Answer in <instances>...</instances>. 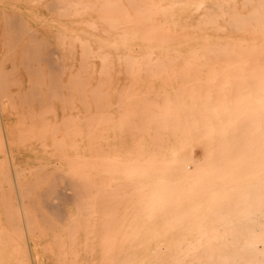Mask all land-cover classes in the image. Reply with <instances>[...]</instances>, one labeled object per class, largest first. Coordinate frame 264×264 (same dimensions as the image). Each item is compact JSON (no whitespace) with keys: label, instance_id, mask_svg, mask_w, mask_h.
Wrapping results in <instances>:
<instances>
[{"label":"bare ground","instance_id":"6f19581e","mask_svg":"<svg viewBox=\"0 0 264 264\" xmlns=\"http://www.w3.org/2000/svg\"><path fill=\"white\" fill-rule=\"evenodd\" d=\"M27 4L2 31L24 35V54L0 50V264H32L27 222L78 264H264V0ZM206 71L245 81L249 116L247 93L212 112L223 95L204 86L176 108L174 84ZM148 83L169 85L132 92ZM38 181L72 187L58 223L14 213Z\"/></svg>","mask_w":264,"mask_h":264},{"label":"rangeland","instance_id":"374dc122","mask_svg":"<svg viewBox=\"0 0 264 264\" xmlns=\"http://www.w3.org/2000/svg\"><path fill=\"white\" fill-rule=\"evenodd\" d=\"M30 0H0V50L2 53H7L6 55H13L17 52H20L21 55L24 54V51H22V49H18L17 48V41L18 39H23L24 35L23 34H18L16 32V29H12L9 31V33L2 34V31L4 29V27L7 25L8 26V21L5 20V16L7 17L12 15V9L14 4H16L15 6L18 7L17 9H21V7L23 6V4L28 5L27 3H29ZM3 5H7L6 13L2 14L1 10H2V6ZM14 6V7H15ZM11 9V10H10ZM19 12V11H17ZM5 18V19H4ZM14 18V17H12ZM15 19V18H14ZM6 26V27H7ZM9 30V29H8ZM5 35V36H4ZM41 50V46H39L38 44H35L32 48V52L33 54L35 53V55H37L39 53L38 50ZM194 74L197 75H202L201 79L198 78H194L193 80H190L187 83L184 84H174L178 87H173L172 89H170V91L173 92H177V109L181 108L180 105V101L179 98L181 95H183L184 98L188 97L187 99L190 98L191 102L189 101V106L193 107L194 105L197 104V99L194 96L195 93H200V88L201 87H206V88H210L213 89L215 94L218 93H222L223 97L218 96L216 97V95H214V101H215V105L214 107H212V112H216L220 109H222L223 111H232V98L234 96V93L236 92H240V93H247V95H243V102H241L242 104L238 107V109L240 108V110H245L244 114L247 112V115H250L251 112V99L252 96L248 94V91H246L245 89H243L241 86L245 84V81L242 78H238V77H233L230 75L235 76L236 73H221V72H193ZM215 75V77L213 78H205L206 75ZM238 75L241 73H237ZM217 75H229L230 77H222V76H217ZM165 85H169V84H160L158 83L156 86L153 83H148V84H144V85H140L138 86L136 89H133V93L136 92L137 94H142V93H146L147 91H153V90H163V88L165 87ZM202 89V88H201ZM167 91V90H166ZM202 91V90H201ZM251 92V91H250ZM174 95V94H173ZM196 95V94H195ZM251 96V97H250ZM175 106V105H174ZM174 106H172L171 108H174ZM185 106L187 107V104L185 103ZM131 107L129 106H125L124 110H129ZM215 110V111H214ZM249 113V114H248ZM243 114V115H244ZM209 115H215V113L213 114H209ZM246 115V114H245ZM247 124H245L244 126H246ZM5 126V130L7 128L8 130V125H4ZM231 131L227 132V134H230ZM196 141L193 140V142H190V146H189V152H190V159L195 162V163H199L202 160V151L201 149L196 145ZM252 141L248 140L246 141V144H244V148L242 149V151L244 152V154H248L250 156V158L253 155V145H252ZM229 149H231V145L228 146ZM250 163V161H249ZM40 182V183H39ZM254 182L256 181H246V186H251ZM38 184L32 182V187L33 189L30 191L31 189V185H29V187L24 191L23 195H16V193H13L14 196L12 197V200L10 199L11 204L13 205V209L15 210V215L16 214H20L23 216H27L30 219L34 218L35 215H37L38 222L42 221V216H44L46 219H49L52 222H57L59 221V218L61 216L64 215L65 209L66 207L69 206V204L72 202V200H70V196H71V189L72 187L67 184L66 181H38ZM251 184V185H250ZM26 185V184H25ZM7 189V190H6ZM10 187L8 185V183L6 185H3L2 187V197H1V203L2 198H3V194L8 193ZM14 189V188H13ZM6 190V191H5ZM5 191V193H3ZM59 191V192H58ZM61 196V197H60ZM230 199L235 198V192H233L231 195H229ZM0 203V205H1ZM55 208H53L54 205ZM67 204V205H66ZM57 207V208H56ZM58 207L60 208V211L58 212ZM53 208V209H52ZM62 209V210H61ZM8 210H6L7 212ZM57 211V212H55ZM54 212L56 213V218L53 217ZM57 213H61L60 217L58 218L57 216H59ZM42 214V216H38ZM63 214V215H62ZM53 217V219H52ZM41 218V220H39ZM58 218V219H57ZM61 219V218H60ZM41 224H43V222H41ZM24 230H28L26 232V240H28V247L29 250L32 253V264H78L79 260L75 257H68L67 260L65 261L64 258H55L53 259L52 257L49 256V254L45 253L44 248L46 249V251L49 250L50 247H48L47 245H40L39 242L37 241L38 239H36L33 229L31 227V225L29 224V222H27V225H25ZM29 228V229H27ZM54 251H58L60 250L58 245H55L53 247ZM77 259V260H76ZM59 263H58V262ZM93 264V263H90ZM95 264V263H94ZM160 264H169L167 262L164 263H160Z\"/></svg>","mask_w":264,"mask_h":264}]
</instances>
